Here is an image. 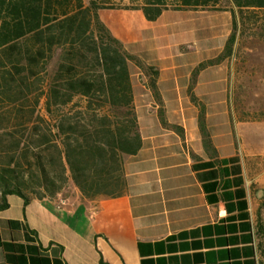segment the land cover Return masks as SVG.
Wrapping results in <instances>:
<instances>
[{
  "label": "crops",
  "instance_id": "0c3cea01",
  "mask_svg": "<svg viewBox=\"0 0 264 264\" xmlns=\"http://www.w3.org/2000/svg\"><path fill=\"white\" fill-rule=\"evenodd\" d=\"M206 12L100 11L143 62L131 63L142 143L126 157L123 193L91 200L69 178L28 203L8 194L0 264H262L264 141L245 140L246 122L233 120L224 61L197 69L231 33L230 15L221 26L194 22Z\"/></svg>",
  "mask_w": 264,
  "mask_h": 264
},
{
  "label": "trees",
  "instance_id": "16d2710c",
  "mask_svg": "<svg viewBox=\"0 0 264 264\" xmlns=\"http://www.w3.org/2000/svg\"><path fill=\"white\" fill-rule=\"evenodd\" d=\"M103 8H142L150 20L171 8L230 10L232 32L211 63L234 52L239 30L264 25V0H0V208L10 193L53 196L69 178L91 200L123 193L126 157L142 143L131 63L143 62ZM201 124L211 147L204 113ZM259 234L264 263L263 222Z\"/></svg>",
  "mask_w": 264,
  "mask_h": 264
},
{
  "label": "rangeland",
  "instance_id": "374dc122",
  "mask_svg": "<svg viewBox=\"0 0 264 264\" xmlns=\"http://www.w3.org/2000/svg\"><path fill=\"white\" fill-rule=\"evenodd\" d=\"M127 3H131V0H122V4ZM193 10L207 11L205 14L208 16L199 14L201 17L198 16L194 22L196 24L207 23L209 26L212 22L220 26L221 24L223 25L227 21V15L228 17L230 15L232 32L233 16L230 10H209L203 8ZM258 14L262 15V12ZM220 33L221 30L217 28L216 34L219 35ZM237 37L238 40L234 46V52L230 56L217 60L215 63L208 62L211 59H217L225 49L227 38L223 50L203 61L207 62L206 66L202 67L200 64L197 69L224 61L225 68L228 69L233 79L231 98L234 105V113L232 118L239 124L246 122L244 124L245 140L264 141V25L259 23L257 26L249 25L242 28L238 31ZM239 140L243 141L242 136H239Z\"/></svg>",
  "mask_w": 264,
  "mask_h": 264
},
{
  "label": "built area",
  "instance_id": "2783aa9c",
  "mask_svg": "<svg viewBox=\"0 0 264 264\" xmlns=\"http://www.w3.org/2000/svg\"><path fill=\"white\" fill-rule=\"evenodd\" d=\"M66 202H67V198L63 197L61 203H66Z\"/></svg>",
  "mask_w": 264,
  "mask_h": 264
}]
</instances>
